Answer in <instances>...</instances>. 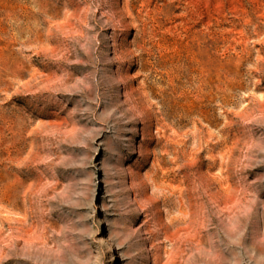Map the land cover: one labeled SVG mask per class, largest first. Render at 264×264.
<instances>
[{
  "label": "rangeland",
  "instance_id": "obj_1",
  "mask_svg": "<svg viewBox=\"0 0 264 264\" xmlns=\"http://www.w3.org/2000/svg\"><path fill=\"white\" fill-rule=\"evenodd\" d=\"M0 264H264V0H0Z\"/></svg>",
  "mask_w": 264,
  "mask_h": 264
}]
</instances>
